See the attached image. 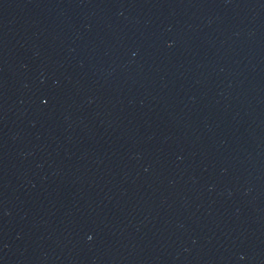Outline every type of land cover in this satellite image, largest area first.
<instances>
[{
    "label": "water",
    "instance_id": "95a60500",
    "mask_svg": "<svg viewBox=\"0 0 264 264\" xmlns=\"http://www.w3.org/2000/svg\"><path fill=\"white\" fill-rule=\"evenodd\" d=\"M0 264H264V0H0Z\"/></svg>",
    "mask_w": 264,
    "mask_h": 264
}]
</instances>
